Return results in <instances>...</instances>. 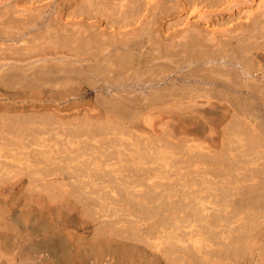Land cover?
<instances>
[{
	"label": "bare ground",
	"instance_id": "bare-ground-1",
	"mask_svg": "<svg viewBox=\"0 0 264 264\" xmlns=\"http://www.w3.org/2000/svg\"><path fill=\"white\" fill-rule=\"evenodd\" d=\"M169 1L0 8V86L72 87L0 91V264H264V0Z\"/></svg>",
	"mask_w": 264,
	"mask_h": 264
},
{
	"label": "rangeland",
	"instance_id": "rangeland-1",
	"mask_svg": "<svg viewBox=\"0 0 264 264\" xmlns=\"http://www.w3.org/2000/svg\"><path fill=\"white\" fill-rule=\"evenodd\" d=\"M4 1V0H3ZM3 1H0V8L2 9V10H4L5 8H11L10 7V5H18L17 6V8H20V7H22V6H26V4H27V6H26V8L28 7V8H30L29 10L31 11V12H34L35 10H37L36 11V13H38L37 14V16H36V22L34 23V25H35V28H36V30H44L43 28L45 27V29H46V27H47V24L48 23H50V21L48 20L47 21V19L48 18H53V16L52 15H54L56 12L55 11H57V13H64L63 15L65 16V10L67 9H69V7L70 8H72V9H69V12L66 10V13L68 12V13H72L71 11L73 10L74 11V7L76 8V10H77V7H78V10H77V12L76 13H78V11L80 12V10H81V8H82V5L84 4V3H88V6H87V4H86V6H85V4L83 5V6H85L86 8L88 7V8H90L89 10H91V7H93V8H97V12L99 11L100 13H101V11H104V9L107 7V8H109V9H113L111 6H113V5H115L114 7V10H116L117 8H116V5H118L119 6V8L117 9V10H124V8L123 7H125V9L127 10L128 8V10H133V9H138V10H142V8H141V6L140 5H142V7L144 8V9H161V8H167L168 6H170L168 3H170V1L169 0H161V1H159L158 2V6L157 5H153V6H155V7H153L152 5H150V7L149 6H147V2H149V0L147 1L146 0V2L144 3V1L143 0H115V2H114V0H104V1H100V0H51V2H50V0H5L4 2ZM30 1V2H29ZM46 1V2H45ZM50 3H49V2ZM77 1V2H76ZM107 2V4H106V2ZM109 1V2H108ZM119 1V2H118ZM123 1V2H122ZM143 1V2H142ZM176 1H178V0H176ZM180 2H182V4H183V6L184 7H186L185 6V4H187V5H189V6H187L186 8H188V7H191V5L193 6H197V4L196 3H198V5H199V2H201L200 4L201 5H199V6H197V7H201V6H203V4L204 5H208V4H210L209 2L207 3V0H195V3H194V0H179ZM178 1V2H179ZM196 1H198V2H196ZM208 1H211V0H208ZM215 3H214V2ZM212 2L215 4L214 6H216V5H219L218 7H220V5H221V3H222V1L223 0H220V2H218V0L217 1H215V0H213ZM48 2V3H47ZM62 2V3H61ZM69 2V3H68ZM72 2V3H71ZM82 2V3H81ZM96 2V3H95ZM99 2V3H98ZM103 2H105V5L103 4ZM187 2V3H186ZM191 2H193V3H191V5H190V3ZM216 2H218V3H216ZM254 2H255V0H248L247 2H245L244 4H243V6L245 7V6H250V5H255L254 4ZM4 3V4H3ZM6 3V4H5ZM10 3V4H9ZM60 3V4H59ZM91 3V4H90ZM111 3H113V4H111ZM116 3V4H115ZM122 3V8L120 7L121 5L120 4ZM124 3H125V5H124ZM141 3V4H140ZM167 3V4H166ZM29 4V5H28ZM61 5V6H58L57 7V5ZM80 4H82V5H80ZM140 4V5H139ZM143 4H145V5H143ZM149 4H151L150 2H149ZM212 4V3H211ZM5 5V6H4ZM89 5H92L91 7L89 6ZM99 5V6H98ZM102 5H104V6H102ZM110 5V6H109ZM162 5H163V7H162ZM25 6L23 7V8H25ZM81 6V8H80V10H79V7ZM137 6V7H136ZM145 6V7H144ZM146 6L148 7V8H146ZM56 7H57V9H56ZM59 7H61L63 10H61V8H60V11L58 10V8ZM85 7H83L82 8V10L83 9H86ZM105 7V8H104ZM131 7V8H130ZM134 7V8H133ZM139 7H140V9H139ZM152 7V8H151ZM17 9L16 7H14L13 6V8H11V9ZM92 8V9H93ZM103 8V10H101ZM172 9H173V7H171ZM235 8H239V7H232V9L234 10ZM261 8L264 10V2L261 4ZM1 9H0V11H1ZM32 9V10H31ZM56 9V10H55ZM100 9V10H99ZM109 9H108V11H109ZM167 9H170V7L169 8H167ZM55 10V11H54ZM71 10V11H70ZM86 10H88V9H86ZM106 11H104V12H107V9H105ZM236 10V9H235ZM59 11V12H58ZM110 11H113V10H110ZM74 12V13H75ZM82 12V11H81ZM80 12V13H81ZM84 12V14L86 13V12H90V11H83ZM104 12H102L101 14H100V16L99 17H102V16H104L103 14H104ZM43 13H44V17H43ZM51 14V16L49 15V14ZM88 13H86V14H88ZM62 14H60V15H62ZM41 15V16H40ZM62 15V16H63ZM102 15V16H101ZM79 16H82V15H77V16H74L75 17V19H74V21H73V23L75 22V20H76V22H77V20H78V22H79V20H81V23L83 22V23H89L90 21H91V19H87V16H86V18H85V16L84 17H80L79 18ZM42 17V18H41ZM76 17H78V19L76 18ZM16 18V20H18L17 19V17H15ZM19 18V17H18ZM37 18L39 19V22H40V24H39V22H38V20H37ZM45 18H47V19H45ZM82 18H84V19H82ZM98 18V17H97ZM104 18V17H103ZM103 18H98L99 20H98V23H101L102 22V19ZM19 19H21V18H19ZM44 19H45V21H44ZM15 20V19H14ZM62 20V19H61ZM71 20H72V18H71ZM70 20V21H71ZM56 20H54L53 22H55ZM60 21V19L57 21V22H59ZM63 21V20H62ZM62 21L61 22H59V23H62ZM66 21V20H65ZM68 21V20H67ZM86 21V22H85ZM87 21H89V22H87ZM100 21V22H99ZM52 21H51V23H53ZM69 22V21H68ZM77 22V23H78ZM45 23V24H44ZM70 23V22H69ZM72 23V22H71ZM80 23V22H79ZM38 24V25H37ZM43 26H42V25ZM54 24V23H53ZM68 24V23H67ZM70 25V24H69ZM0 26H2V27H4L3 25H0ZM71 26V25H70ZM41 27H43L42 29H40ZM1 28V27H0ZM68 28H69V26H68ZM67 28V29H68ZM72 28V27H71ZM70 28V29H71ZM3 29V28H2ZM1 29V30H2ZM69 29V30H70ZM25 31H27L28 29H24ZM71 31V30H70ZM1 33V32H0ZM2 34V33H1ZM3 36L1 35L0 36V41H1V38H2ZM56 40V39H55ZM5 52H7V51H5ZM10 54V52L8 53H6L5 55H9ZM40 56V62H48V61H53V60H55L53 57H55V55L53 56L52 55V57H50V56H43L42 54H40L39 55ZM43 58V59H42ZM45 58V59H44ZM47 58V59H46ZM48 59H50V60H48ZM76 62H78V63H76ZM72 63L74 64L75 63V66H77V65H79L78 66V68L80 67V69H81V73H79V76H83V77H87V76H89V75H87L88 74V71L86 70V68L84 67V66H86L85 65V63H81L80 61H72ZM77 64V65H76ZM82 64H83V67H82ZM83 69H85V70H83ZM19 71V70H18ZM17 71V72H18ZM20 72V71H19ZM22 72V71H21ZM85 75H84V74ZM81 74V75H80ZM90 74V73H89ZM64 84H61V85H58L59 87H57V86H55L56 87V89H55V87H48V89H47V87L46 86H43V88H41L42 86H34L33 85V87H31V86H22L21 88L19 87V88H6V87H4V86H0V91H5L6 93L5 94H3V95H22L23 94V96H26V95H32V94H34V93H36V92H40V94L41 95H45V96H47L46 94H48V95H50L51 96V93H52V96H58V95H60L59 97H61V92L60 91H62L63 90V87H64V89L65 88H68V85H67V87H66V85L65 86H63ZM63 86V87H62ZM76 86V85H75ZM69 87H71L70 85H69ZM83 87V86H82ZM59 88H61L60 89V91H59ZM72 88V87H71ZM45 89V90H44ZM50 89H52V90H50ZM53 89H55V90H53ZM44 90V91H43ZM46 90H48V92L46 91ZM69 90H70V88L67 90V99L68 100H74V101H77L78 103L79 102H81L82 100V102H85V100H86V102L88 101V102H90L89 100L91 99V98H89V93L86 91V90H84L83 88L81 89L80 88V90L77 92V93H74V92H71V90H70V93H69ZM49 91H51V92H49ZM82 91V92H81ZM84 91V92H83ZM45 92V93H44ZM81 92V93H80ZM19 93V94H18ZM44 93V94H43ZM55 93V94H54ZM58 93V95H56ZM70 95V96H69ZM82 97H81V96ZM85 95V96H84ZM78 96V97H77ZM49 97V96H48ZM74 98V99H73ZM79 98V99H78ZM81 99V100H80ZM91 102L92 103H95L94 101H92V99H91ZM96 103H97V101H96Z\"/></svg>",
	"mask_w": 264,
	"mask_h": 264
}]
</instances>
